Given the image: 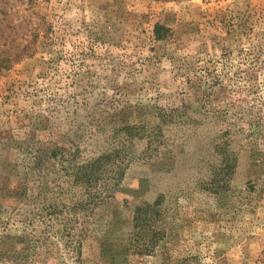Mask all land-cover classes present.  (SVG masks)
Returning a JSON list of instances; mask_svg holds the SVG:
<instances>
[{
    "label": "rangeland",
    "instance_id": "rangeland-1",
    "mask_svg": "<svg viewBox=\"0 0 264 264\" xmlns=\"http://www.w3.org/2000/svg\"><path fill=\"white\" fill-rule=\"evenodd\" d=\"M158 25L166 29L163 40L155 36ZM27 41L33 52L0 76V188L7 172L12 187L25 179L18 147L25 146L31 120L24 116L34 103L41 111L60 108L62 134L80 139L95 131L91 144L82 145L89 159L113 146L104 136L119 129L110 124L111 101L140 103L147 107L143 119L155 122L145 130L159 139L151 145L129 136L124 157L130 166L115 198L87 219L93 231L83 241L84 264H101V240L125 242L136 206L160 196L173 215V245L185 264H264V151L253 160L248 149L235 146L238 165L225 188V176L213 172L222 123L162 127L149 115L180 105L190 82L180 78L187 67L216 62L235 71L243 49L264 45V0H0V50L15 53ZM259 94L264 98V90ZM52 95L62 99L40 102ZM103 118L111 126H97ZM20 119L27 125L22 129ZM101 223L105 232L95 231ZM116 244L106 257L126 255ZM130 257V264H159L155 257ZM64 261L76 264L68 254Z\"/></svg>",
    "mask_w": 264,
    "mask_h": 264
},
{
    "label": "trees",
    "instance_id": "trees-1",
    "mask_svg": "<svg viewBox=\"0 0 264 264\" xmlns=\"http://www.w3.org/2000/svg\"><path fill=\"white\" fill-rule=\"evenodd\" d=\"M165 31L160 25L156 27L157 40L167 37ZM244 40L251 44L249 36ZM34 41L36 44L37 40ZM27 42L20 43L15 53L0 50V76L33 52L28 53L33 41ZM240 55L243 62L235 71L227 63L218 67L216 62L187 67L180 78L190 82L187 80L180 105L157 107L155 114L149 113L162 127L177 123L201 124L210 119L222 123L224 131L214 146L219 164L213 172L225 176V188L230 187L238 165L235 146L248 149L253 160H258L264 151V98L259 94V89L264 90V45L243 49ZM56 98L62 99L52 95L40 102L53 104ZM111 102L116 106L109 114L110 124L119 129L113 135L104 136L113 146L90 159L84 157L87 148L82 145L88 140L91 144L94 130L80 139L78 135L62 134L58 107L41 111L40 105L34 103L31 113L24 116L31 120L30 131L23 133L27 138L23 141L25 146L18 147L24 153L25 179L14 181L16 185L12 187L11 173L7 172L0 188V264H67L64 261L67 254L74 263H85L83 241L93 231L87 219L99 215L115 198V188L130 166L124 157L129 156L126 146L129 136L147 140L151 145L159 139L153 130H145V125L155 124L143 119L147 107L117 98ZM219 106L224 110L218 111ZM99 123V127L111 126L106 118ZM19 124L20 129L27 126L23 119ZM41 133L47 134L46 140L38 138ZM160 134H163L161 128ZM57 137L66 138L67 142L59 144ZM11 139L8 145L16 148ZM31 182L38 184L36 189ZM165 202V197L160 196L153 202L137 205L132 230L125 242L101 240L104 258L101 264H130L128 253L137 260L155 257L159 264H185L187 258L173 245L176 228ZM102 224L95 231L105 232ZM112 244L126 255L106 257L112 251L109 248Z\"/></svg>",
    "mask_w": 264,
    "mask_h": 264
}]
</instances>
